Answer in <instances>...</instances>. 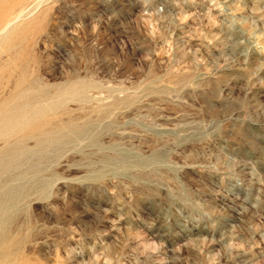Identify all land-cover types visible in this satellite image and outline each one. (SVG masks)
Listing matches in <instances>:
<instances>
[{"label":"rangeland","instance_id":"rangeland-1","mask_svg":"<svg viewBox=\"0 0 264 264\" xmlns=\"http://www.w3.org/2000/svg\"><path fill=\"white\" fill-rule=\"evenodd\" d=\"M14 17L0 264H264V0H0Z\"/></svg>","mask_w":264,"mask_h":264},{"label":"bare ground","instance_id":"bare-ground-1","mask_svg":"<svg viewBox=\"0 0 264 264\" xmlns=\"http://www.w3.org/2000/svg\"><path fill=\"white\" fill-rule=\"evenodd\" d=\"M3 19V18H2ZM15 17L12 19H7L5 20V22L3 23L2 26H0V36L6 31L8 30V28L12 25L13 21H14Z\"/></svg>","mask_w":264,"mask_h":264}]
</instances>
